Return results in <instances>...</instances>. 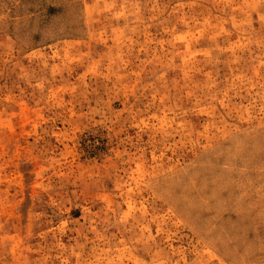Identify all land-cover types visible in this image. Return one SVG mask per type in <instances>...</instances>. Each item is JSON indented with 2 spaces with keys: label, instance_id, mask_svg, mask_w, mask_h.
Returning <instances> with one entry per match:
<instances>
[{
  "label": "rangeland",
  "instance_id": "374dc122",
  "mask_svg": "<svg viewBox=\"0 0 264 264\" xmlns=\"http://www.w3.org/2000/svg\"><path fill=\"white\" fill-rule=\"evenodd\" d=\"M0 264H264V0H0Z\"/></svg>",
  "mask_w": 264,
  "mask_h": 264
}]
</instances>
